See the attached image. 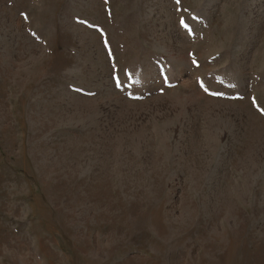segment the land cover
Instances as JSON below:
<instances>
[{"label": "rangeland", "instance_id": "rangeland-1", "mask_svg": "<svg viewBox=\"0 0 264 264\" xmlns=\"http://www.w3.org/2000/svg\"><path fill=\"white\" fill-rule=\"evenodd\" d=\"M0 264H264V0H0Z\"/></svg>", "mask_w": 264, "mask_h": 264}]
</instances>
